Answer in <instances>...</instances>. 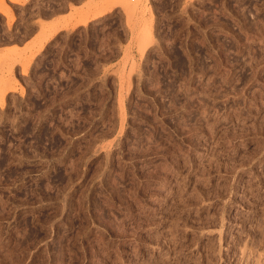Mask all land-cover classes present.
<instances>
[{"label":"rangeland","instance_id":"1","mask_svg":"<svg viewBox=\"0 0 264 264\" xmlns=\"http://www.w3.org/2000/svg\"><path fill=\"white\" fill-rule=\"evenodd\" d=\"M0 264H264V0H0Z\"/></svg>","mask_w":264,"mask_h":264},{"label":"crops","instance_id":"2","mask_svg":"<svg viewBox=\"0 0 264 264\" xmlns=\"http://www.w3.org/2000/svg\"><path fill=\"white\" fill-rule=\"evenodd\" d=\"M40 16V15H38ZM44 16V18H46L47 22H51V21H56L57 17H58V14H55V15H42ZM43 18V17H42ZM38 20V18H37ZM38 30H39V25H38ZM63 30V29H62ZM61 31V30H60Z\"/></svg>","mask_w":264,"mask_h":264}]
</instances>
